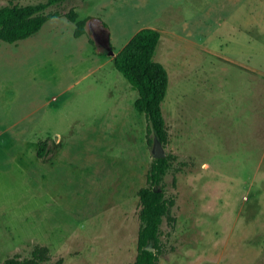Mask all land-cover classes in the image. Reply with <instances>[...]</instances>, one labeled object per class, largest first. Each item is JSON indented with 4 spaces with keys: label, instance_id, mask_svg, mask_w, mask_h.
Masks as SVG:
<instances>
[{
    "label": "rangeland",
    "instance_id": "rangeland-1",
    "mask_svg": "<svg viewBox=\"0 0 264 264\" xmlns=\"http://www.w3.org/2000/svg\"><path fill=\"white\" fill-rule=\"evenodd\" d=\"M48 12L61 15L0 43V264L37 246L51 263L135 264L155 138L114 59L144 28L161 34L163 151L178 159L159 264H264V0H67Z\"/></svg>",
    "mask_w": 264,
    "mask_h": 264
},
{
    "label": "trees",
    "instance_id": "trees-1",
    "mask_svg": "<svg viewBox=\"0 0 264 264\" xmlns=\"http://www.w3.org/2000/svg\"><path fill=\"white\" fill-rule=\"evenodd\" d=\"M67 0H47L44 3L21 5L10 2L0 6V43L14 44L38 34L50 20L59 18L61 13L48 12ZM67 17L76 21L77 15L70 11ZM84 24L78 23L75 36L84 34ZM161 42V34L152 28L137 32L114 59L115 68L137 92L134 102L136 111L148 122V134L154 135L162 146L169 142V132L163 113L169 76L166 68L154 60ZM152 139H149L151 143ZM48 142L39 144L37 157H46ZM178 159L174 156L154 158L149 170L148 185L140 189V228L138 231V252L135 264H159L162 252L161 227L164 219L170 218L174 201L167 197L165 180L175 168ZM186 167V163L180 162ZM181 169V168H180ZM5 264H62V259L51 263L49 249L37 246L30 256L22 261L9 259Z\"/></svg>",
    "mask_w": 264,
    "mask_h": 264
},
{
    "label": "water",
    "instance_id": "water-1",
    "mask_svg": "<svg viewBox=\"0 0 264 264\" xmlns=\"http://www.w3.org/2000/svg\"><path fill=\"white\" fill-rule=\"evenodd\" d=\"M163 150H164V148H163L162 144L155 138L154 139V147H153V157L154 158H165L166 154L164 153Z\"/></svg>",
    "mask_w": 264,
    "mask_h": 264
}]
</instances>
